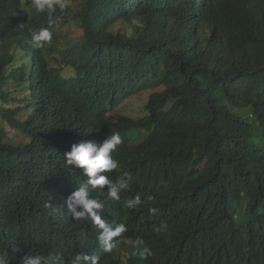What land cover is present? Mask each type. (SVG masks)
I'll return each mask as SVG.
<instances>
[{"label": "trees", "instance_id": "16d2710c", "mask_svg": "<svg viewBox=\"0 0 264 264\" xmlns=\"http://www.w3.org/2000/svg\"><path fill=\"white\" fill-rule=\"evenodd\" d=\"M67 3L36 48L47 14L0 0V253L9 264L28 252H60L64 264L93 253L102 264H264V0ZM68 22L78 39L60 32ZM146 91L141 117L113 112ZM114 132L123 143L110 178L129 173L130 187L120 201L107 186L91 194L128 231L106 254L98 229L66 212L87 177L64 153ZM136 195H154L158 214L123 207ZM138 237L151 257L132 256Z\"/></svg>", "mask_w": 264, "mask_h": 264}, {"label": "clouds", "instance_id": "9594fccd", "mask_svg": "<svg viewBox=\"0 0 264 264\" xmlns=\"http://www.w3.org/2000/svg\"><path fill=\"white\" fill-rule=\"evenodd\" d=\"M31 6L37 13L47 14L49 18V27H42L31 36V44L33 47L42 48L45 43L52 40V32L50 31L53 23L52 16L59 10L64 12L68 7L67 0H31ZM43 42V43H42ZM123 143V139L119 132H114L107 136L100 144L92 141H82L74 143L71 150L64 153L66 166H75L82 169V175L87 177L86 182L81 184L76 191L65 200L66 212L71 218L77 222H90L98 229L95 237V244L99 246V251L111 254L117 248V245L124 234L128 231V226L124 223H117L115 226L102 218L105 208L104 203L94 197L91 193L93 190L104 191L107 186V196L115 201H120L121 189H128L130 184L128 180L131 178L129 173H123L116 179L110 178V174L120 167V161L115 157L118 147ZM156 197L148 195L145 200H141L140 195H136L132 199H125L123 207L128 209L147 208L150 215H157L159 209L149 207ZM45 209L56 211L51 202L46 201L43 205ZM168 222L161 220L155 225V231L161 233V229L167 228ZM136 247L131 253L132 256L147 259L153 255V250L143 237H138L135 241ZM142 246V247H141ZM62 253L56 252L55 255L47 256L36 252H28L23 256L20 264H64ZM0 264H9V257L0 253ZM71 264H102L101 256L93 253L75 254Z\"/></svg>", "mask_w": 264, "mask_h": 264}, {"label": "rangeland", "instance_id": "374dc122", "mask_svg": "<svg viewBox=\"0 0 264 264\" xmlns=\"http://www.w3.org/2000/svg\"><path fill=\"white\" fill-rule=\"evenodd\" d=\"M70 3V1H68ZM60 32L66 36L68 40H76L81 36V30L74 25L72 22H68L62 27H60ZM9 87H13L12 84ZM26 94L25 92H17L16 95L18 97H23ZM149 92H143L138 95L132 96L126 101H124L121 105L116 107L113 112L126 114L133 118H139L144 114V104L146 102L147 96ZM16 104H9L10 107L15 106ZM5 129L9 132V134H13V130L5 125ZM22 139V138H21ZM25 140V139H22ZM129 245L128 241H123L119 246H121L120 251L122 252V256L125 257L127 250L124 247Z\"/></svg>", "mask_w": 264, "mask_h": 264}]
</instances>
